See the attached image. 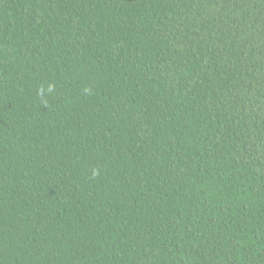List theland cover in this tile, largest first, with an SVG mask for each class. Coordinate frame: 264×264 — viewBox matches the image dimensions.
I'll use <instances>...</instances> for the list:
<instances>
[{
    "label": "trees",
    "instance_id": "1",
    "mask_svg": "<svg viewBox=\"0 0 264 264\" xmlns=\"http://www.w3.org/2000/svg\"><path fill=\"white\" fill-rule=\"evenodd\" d=\"M0 264H264V0H0Z\"/></svg>",
    "mask_w": 264,
    "mask_h": 264
}]
</instances>
